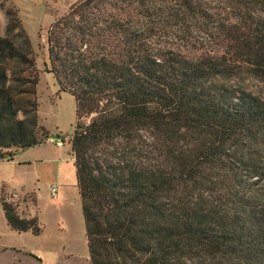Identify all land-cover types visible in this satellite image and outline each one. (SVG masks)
Listing matches in <instances>:
<instances>
[{"label": "trees", "instance_id": "trees-1", "mask_svg": "<svg viewBox=\"0 0 264 264\" xmlns=\"http://www.w3.org/2000/svg\"><path fill=\"white\" fill-rule=\"evenodd\" d=\"M15 14L0 36L7 162L50 138ZM45 49L89 118L70 140L89 264H264V0H79ZM0 205L13 231L41 233Z\"/></svg>", "mask_w": 264, "mask_h": 264}, {"label": "rangeland", "instance_id": "rangeland-1", "mask_svg": "<svg viewBox=\"0 0 264 264\" xmlns=\"http://www.w3.org/2000/svg\"><path fill=\"white\" fill-rule=\"evenodd\" d=\"M78 1L0 0V36L5 35L9 22L5 12L12 9L30 39L38 74L34 96L38 124L50 133L42 145L19 150L13 161L0 163V197L14 204L20 216L36 218L41 229L39 235L13 231L0 205V264H89L75 169L62 165L63 158L69 159L66 151L71 148L75 125L88 123L89 118L76 119L74 98L58 93L53 77L45 71L46 31ZM245 84L249 90L260 88L250 79ZM57 140L61 146H56Z\"/></svg>", "mask_w": 264, "mask_h": 264}, {"label": "crops", "instance_id": "crops-1", "mask_svg": "<svg viewBox=\"0 0 264 264\" xmlns=\"http://www.w3.org/2000/svg\"><path fill=\"white\" fill-rule=\"evenodd\" d=\"M58 141V140H57ZM56 141V142H57ZM42 145V144H41ZM70 152H71V148H69V150L68 151H66V154L69 156V159L68 158H63L62 160L64 161V162H62V165H64V167L63 168H67L68 170H70L71 169V167H74V164H73V157H72V155H70ZM13 161V160H12ZM3 163V162H7V161H0V163ZM9 162V161H8ZM69 162V163H68ZM65 163V164H64ZM24 164H26V163H24ZM62 165L60 166V168L62 167ZM69 167H70V169H69ZM65 175H67L66 174V171L64 170V172H63V176H65ZM75 184H76V180H75Z\"/></svg>", "mask_w": 264, "mask_h": 264}, {"label": "built area", "instance_id": "built-area-1", "mask_svg": "<svg viewBox=\"0 0 264 264\" xmlns=\"http://www.w3.org/2000/svg\"><path fill=\"white\" fill-rule=\"evenodd\" d=\"M61 145H62V142H61V141H57V142H56V146H61ZM56 191H57V189L53 186V187L51 188V192L53 193V195L56 194Z\"/></svg>", "mask_w": 264, "mask_h": 264}]
</instances>
